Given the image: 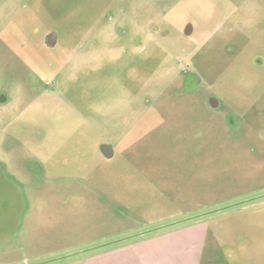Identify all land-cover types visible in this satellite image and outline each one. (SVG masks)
Returning a JSON list of instances; mask_svg holds the SVG:
<instances>
[{
    "label": "rangeland",
    "instance_id": "1",
    "mask_svg": "<svg viewBox=\"0 0 264 264\" xmlns=\"http://www.w3.org/2000/svg\"><path fill=\"white\" fill-rule=\"evenodd\" d=\"M0 264H264V0H0Z\"/></svg>",
    "mask_w": 264,
    "mask_h": 264
},
{
    "label": "water",
    "instance_id": "2",
    "mask_svg": "<svg viewBox=\"0 0 264 264\" xmlns=\"http://www.w3.org/2000/svg\"><path fill=\"white\" fill-rule=\"evenodd\" d=\"M6 99H7V97H6L5 95H1V101H2V102H5Z\"/></svg>",
    "mask_w": 264,
    "mask_h": 264
},
{
    "label": "flooded vegetation",
    "instance_id": "3",
    "mask_svg": "<svg viewBox=\"0 0 264 264\" xmlns=\"http://www.w3.org/2000/svg\"><path fill=\"white\" fill-rule=\"evenodd\" d=\"M3 95V94H2ZM0 101H1V95H0ZM8 101H7V99H6V101L5 102H1L2 104H6Z\"/></svg>",
    "mask_w": 264,
    "mask_h": 264
}]
</instances>
